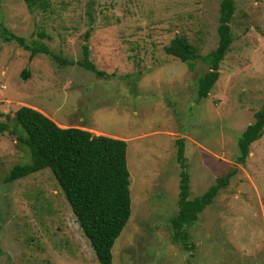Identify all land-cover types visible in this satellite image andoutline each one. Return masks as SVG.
<instances>
[{
  "label": "rangeland",
  "instance_id": "rangeland-1",
  "mask_svg": "<svg viewBox=\"0 0 264 264\" xmlns=\"http://www.w3.org/2000/svg\"><path fill=\"white\" fill-rule=\"evenodd\" d=\"M233 1V42L219 81L200 99L223 0H49L46 10L0 0V32L74 61L87 44L107 75L45 54L31 61V51L0 35V121L31 107L61 128L127 143L132 215L113 264H264V136L245 165L236 161L241 133L264 106V0ZM175 38L200 55L192 68L166 53ZM20 135L0 134V264H100L49 169L6 181L15 166L32 161ZM179 140L190 199L237 168L189 228L192 253L173 241L170 222L179 210Z\"/></svg>",
  "mask_w": 264,
  "mask_h": 264
},
{
  "label": "trees",
  "instance_id": "trees-1",
  "mask_svg": "<svg viewBox=\"0 0 264 264\" xmlns=\"http://www.w3.org/2000/svg\"><path fill=\"white\" fill-rule=\"evenodd\" d=\"M31 10H46L49 0H24ZM235 15L233 0H223L220 6L218 27V47L204 57L210 66L208 73L198 80V98L206 99L219 81L220 66L233 42L230 24ZM4 41L17 42L31 51V61L38 54L51 56L61 65H78L92 71L99 77L106 73L96 68L90 60V49L83 46V59L67 60L52 53L45 47H29L26 40L1 28ZM89 38V33L87 34ZM168 55L182 63H192L200 59L196 49L185 39L175 38L165 48ZM192 68V67H191ZM22 77L28 80L30 71L24 69ZM255 122L249 125L239 137L240 156L237 164L245 165L250 146L264 136V106L255 113ZM0 121V134L10 132L18 136L20 145L30 149V164L15 166L6 177L8 183L15 182L34 173L49 169L72 208L73 214L89 240L100 264H113V247L122 234L132 215L130 172L127 162V143L108 136H94L81 128H61L42 112L21 107L13 118L7 116ZM178 160L182 166L178 213L170 219L173 241L187 252H195L189 228L198 221L200 213L209 207L223 188L229 186L237 168L226 176L216 179L201 197L190 199V175L185 165L184 141L179 140Z\"/></svg>",
  "mask_w": 264,
  "mask_h": 264
}]
</instances>
